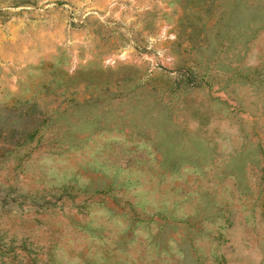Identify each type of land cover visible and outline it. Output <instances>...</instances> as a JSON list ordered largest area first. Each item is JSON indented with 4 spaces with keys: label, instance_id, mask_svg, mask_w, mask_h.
I'll return each mask as SVG.
<instances>
[{
    "label": "rangeland",
    "instance_id": "obj_1",
    "mask_svg": "<svg viewBox=\"0 0 264 264\" xmlns=\"http://www.w3.org/2000/svg\"><path fill=\"white\" fill-rule=\"evenodd\" d=\"M0 264H264V0H0Z\"/></svg>",
    "mask_w": 264,
    "mask_h": 264
},
{
    "label": "trees",
    "instance_id": "obj_2",
    "mask_svg": "<svg viewBox=\"0 0 264 264\" xmlns=\"http://www.w3.org/2000/svg\"><path fill=\"white\" fill-rule=\"evenodd\" d=\"M29 136H30V134H29ZM20 138H21V136H18V138H15L14 141H15L16 143H18V142H20V141L22 140V139H20Z\"/></svg>",
    "mask_w": 264,
    "mask_h": 264
}]
</instances>
